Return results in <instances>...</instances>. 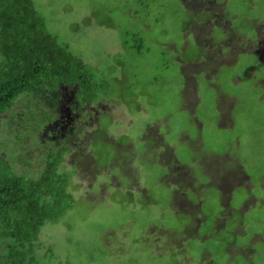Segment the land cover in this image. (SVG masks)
Here are the masks:
<instances>
[{"label":"rangeland","instance_id":"374dc122","mask_svg":"<svg viewBox=\"0 0 264 264\" xmlns=\"http://www.w3.org/2000/svg\"><path fill=\"white\" fill-rule=\"evenodd\" d=\"M32 3L104 82L82 109L59 85L0 115V161L30 179L50 165L70 196L35 256L264 264V0Z\"/></svg>","mask_w":264,"mask_h":264},{"label":"trees","instance_id":"16d2710c","mask_svg":"<svg viewBox=\"0 0 264 264\" xmlns=\"http://www.w3.org/2000/svg\"><path fill=\"white\" fill-rule=\"evenodd\" d=\"M98 77L93 67L57 43L32 0H0V115L21 94H45L59 85L76 89L67 106L77 105L78 95L79 108L95 103L96 87L104 83ZM47 166L38 179H30L0 161V264H46L35 256L39 231L70 206V196L60 191L64 179Z\"/></svg>","mask_w":264,"mask_h":264},{"label":"flooded vegetation","instance_id":"af4514ba","mask_svg":"<svg viewBox=\"0 0 264 264\" xmlns=\"http://www.w3.org/2000/svg\"><path fill=\"white\" fill-rule=\"evenodd\" d=\"M212 2H214V0H212ZM211 10H212V9H206L205 12H207V13L209 14L208 16H210V17H211V16H212V17L214 16V17H213V18H214L213 20L216 21V17H219V16H218V14L216 13V11L213 12V11H211ZM228 33H229V32H228ZM229 34H230V33H229ZM83 105H84V104H83ZM75 107H76V105H75L74 107H72V108L75 110ZM80 109H82V107H81Z\"/></svg>","mask_w":264,"mask_h":264}]
</instances>
